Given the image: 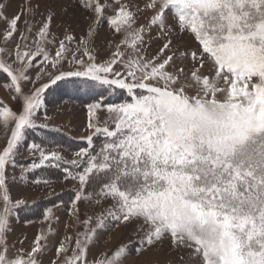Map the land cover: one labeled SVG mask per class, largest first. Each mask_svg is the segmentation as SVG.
<instances>
[{
  "label": "snow or ice",
  "instance_id": "6c2138e0",
  "mask_svg": "<svg viewBox=\"0 0 264 264\" xmlns=\"http://www.w3.org/2000/svg\"><path fill=\"white\" fill-rule=\"evenodd\" d=\"M11 6L0 0V77L20 108L0 103V264H43L51 228L29 250L17 247L23 240L9 245L28 207L11 187L48 184L37 173L51 170L78 182L66 227L82 230L60 239L48 264H135L165 241L176 259L164 264H264V0H20L9 15ZM105 20L121 38L101 57L95 37ZM53 86L92 100L86 146L71 159L35 135L61 130L46 114ZM79 203L94 215L81 219ZM55 207L43 211L50 224ZM109 224L131 226L139 246L89 260Z\"/></svg>",
  "mask_w": 264,
  "mask_h": 264
},
{
  "label": "rangeland",
  "instance_id": "374dc122",
  "mask_svg": "<svg viewBox=\"0 0 264 264\" xmlns=\"http://www.w3.org/2000/svg\"><path fill=\"white\" fill-rule=\"evenodd\" d=\"M20 0H12V6L8 9V14L11 15L15 11V5L18 4ZM45 0H42V3ZM112 0H109L111 3ZM133 2H140V0H133ZM57 5H59L60 0H56ZM143 6L141 2V7ZM111 7L107 10L106 15H111ZM39 17H36V20H39ZM140 22H143V18H140ZM60 21L57 19L56 24L53 25V34L59 38H62V27H57ZM3 25H0L2 28ZM75 30V35L79 39L84 31V22L81 18V24L77 27L73 24ZM35 31V29H34ZM119 35H113L108 28L107 21H103L98 28V34L95 37V45L98 46L101 57H107L110 55L111 51H114V48L109 47V41L113 43L120 40ZM49 50L54 52L55 46L49 45ZM156 51V44H153L152 52ZM39 65V61H37ZM67 67V65H65ZM38 67H33L30 72V75L35 80L36 73L38 72ZM3 77H0V103L5 104L11 107L13 110H19L20 104L13 99L7 90L3 87ZM46 82V81H41ZM35 86H39L36 84ZM33 88L32 84H27L25 86V92H30ZM45 100H46V114L51 117L50 127H60L69 135L73 136V139L76 141H81L80 137L87 134L86 123H87V110L84 105L66 101L64 98L66 88H56L53 86L51 91L46 90ZM90 100V97L87 98ZM45 115V110H41L40 119L42 120ZM46 131V130H45ZM37 135L44 136L42 132H37ZM51 134L49 133L46 139H50ZM86 142V141H85ZM6 143V134L2 127H0V146ZM86 144V143H85ZM97 146L100 144V140H96ZM49 150L60 151L61 154L66 159H71L73 153L68 151L62 145L53 146ZM75 152V151H74ZM28 152L21 150V155L18 157V160L21 165L27 163ZM9 176L13 175V170L8 169ZM42 178L48 179L50 182L48 184H33L31 179L25 180L23 182H17L11 187V195L13 199L22 198L28 202V207L22 210L19 213L18 221L13 222V231L8 237L9 245L17 243L18 240H23V245L17 243V247H23L25 250H29L32 242L37 233L44 232L47 233L48 229H52V234L47 238V248L45 252L39 257L43 260V264H48L49 259L54 256V246L60 240L59 234L60 231L63 234L72 233L75 234L76 231H81L82 228L73 229L71 227H66V225L71 224V217L69 216V209L72 207L70 204V199L74 196L75 191L78 187V182L71 179H64L63 173H57L55 171L43 172L40 171L37 173ZM16 176L20 175V169L17 168L15 172ZM63 201V204H61ZM57 205L58 207L53 208L55 217L58 218V223L53 222L49 223L43 218V211L45 208L53 207ZM79 209L81 214V219H84L88 215H94L92 211V206L87 203H79ZM62 239V238H61ZM139 237L132 231L131 226L128 228L116 227L112 224H109L107 230H102L99 232L98 236L94 239V242L91 247V252L89 254V260L92 259V256L98 252H103L105 250H111L120 244H131L133 251L137 245L136 241ZM135 264H164L165 261L169 259H176L174 255H171L167 251V241H165L163 250L157 248V250L149 251L143 253L139 256L133 257Z\"/></svg>",
  "mask_w": 264,
  "mask_h": 264
},
{
  "label": "trees",
  "instance_id": "16d2710c",
  "mask_svg": "<svg viewBox=\"0 0 264 264\" xmlns=\"http://www.w3.org/2000/svg\"><path fill=\"white\" fill-rule=\"evenodd\" d=\"M73 100H75V101H81V100H79L77 98H73ZM90 100H91V98H90ZM50 134H51V136H50L51 138L50 139H47V140L52 145V147L53 146H60V145H62L68 151L74 152V151L78 150L80 147H85L86 146V144H85L86 142H84L83 140L76 141L74 139H71L62 130H60L59 132H53V133H50ZM37 137L40 138V139H46L45 137L39 136V135ZM51 171H55V172L60 173V174L62 173V171H59V170H51ZM51 171H50V173H51ZM43 172H46V171H43Z\"/></svg>",
  "mask_w": 264,
  "mask_h": 264
},
{
  "label": "crops",
  "instance_id": "0c3cea01",
  "mask_svg": "<svg viewBox=\"0 0 264 264\" xmlns=\"http://www.w3.org/2000/svg\"><path fill=\"white\" fill-rule=\"evenodd\" d=\"M65 236V234H63V232L60 231L59 237L60 239L63 238Z\"/></svg>",
  "mask_w": 264,
  "mask_h": 264
}]
</instances>
